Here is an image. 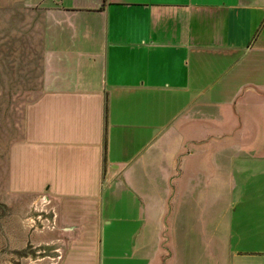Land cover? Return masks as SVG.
<instances>
[{
  "label": "crops",
  "instance_id": "0c3cea01",
  "mask_svg": "<svg viewBox=\"0 0 264 264\" xmlns=\"http://www.w3.org/2000/svg\"><path fill=\"white\" fill-rule=\"evenodd\" d=\"M11 12L9 95L31 99L2 189L32 199L36 264H92L99 241L167 264L189 218L223 231V264H264V85L210 101L248 52L264 63V0H0Z\"/></svg>",
  "mask_w": 264,
  "mask_h": 264
},
{
  "label": "rangeland",
  "instance_id": "374dc122",
  "mask_svg": "<svg viewBox=\"0 0 264 264\" xmlns=\"http://www.w3.org/2000/svg\"><path fill=\"white\" fill-rule=\"evenodd\" d=\"M11 8H14L12 6ZM11 12L9 14L0 13V41L5 38L10 40L7 45L6 57H2V43L0 42V264H36L38 259L37 248L31 242L32 224L34 216V206L31 205L32 199L25 197L14 198L12 193L3 192V159L5 155V145L9 138L12 137L14 130L15 117H20V111L27 99L25 97H15L9 95V87L12 78L11 63L16 61L13 59V52L11 48V40H13V29L15 24H19L22 19ZM247 52V50H246ZM253 50L248 52L247 57L237 68L236 83L228 88L225 93L215 92L211 93L210 101H229L236 100L237 92L243 93L245 84L257 83L259 86L264 85V63L253 62ZM264 54H261V59ZM14 63V62H13ZM258 71L255 76L254 72ZM242 85V88H238ZM5 88V89H3ZM238 94V95H239ZM246 94V93H245ZM245 97L243 98V100ZM211 106H216L215 103L210 102ZM210 109V116L211 114ZM209 116V117H210ZM226 211L225 203L222 201L218 205V218L224 215ZM192 219H188L187 224L190 225ZM189 225L186 226L185 232L181 237V241L169 245V249L159 251L158 258H166L167 264H223L226 259V245L225 235L221 229L217 230L215 235L208 236L204 230L199 233L192 234L189 231ZM105 234L107 229L104 230ZM99 238L101 236V228L98 229ZM238 242H246V240H238ZM45 246H47L45 244ZM180 247V248H179ZM96 255L92 264H143L141 253H135L133 256L132 250L124 248L123 246H105L101 247L100 241L96 242ZM46 252V250L44 251ZM43 252V253H44ZM42 253V251L40 252Z\"/></svg>",
  "mask_w": 264,
  "mask_h": 264
}]
</instances>
